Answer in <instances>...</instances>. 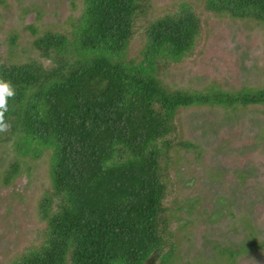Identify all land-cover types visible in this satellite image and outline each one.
<instances>
[{
  "label": "trees",
  "instance_id": "16d2710c",
  "mask_svg": "<svg viewBox=\"0 0 264 264\" xmlns=\"http://www.w3.org/2000/svg\"><path fill=\"white\" fill-rule=\"evenodd\" d=\"M74 1L82 10L70 34L46 31L34 40L50 66L0 59V82L14 90L0 120L7 125L0 147L10 143L15 153L4 183L27 158L49 161L38 206L43 239L12 264H150L155 256L173 264L172 155L198 147L181 138L180 110L264 106V87L198 91L164 82L201 35V18L188 4L149 20L147 0ZM205 7L264 24V0H206ZM140 30L145 44L131 58Z\"/></svg>",
  "mask_w": 264,
  "mask_h": 264
},
{
  "label": "rangeland",
  "instance_id": "374dc122",
  "mask_svg": "<svg viewBox=\"0 0 264 264\" xmlns=\"http://www.w3.org/2000/svg\"><path fill=\"white\" fill-rule=\"evenodd\" d=\"M147 1L149 20L188 4L202 21L193 55L162 76L172 89L264 87L263 23L212 13L206 0ZM81 10L74 0H0V59L50 66L34 40L46 31L70 34ZM144 44L140 30L129 56L138 58ZM177 124L181 138L198 147L172 155L173 264H264V106H192L180 110ZM14 155L10 143L0 147V264L39 245L45 228L38 206L49 185L48 157L27 158L6 185ZM150 264H160L159 256Z\"/></svg>",
  "mask_w": 264,
  "mask_h": 264
},
{
  "label": "clouds",
  "instance_id": "9594fccd",
  "mask_svg": "<svg viewBox=\"0 0 264 264\" xmlns=\"http://www.w3.org/2000/svg\"><path fill=\"white\" fill-rule=\"evenodd\" d=\"M14 95V90L7 81L0 82V120L3 119V113L7 110L5 97ZM7 127L6 124H0V129Z\"/></svg>",
  "mask_w": 264,
  "mask_h": 264
}]
</instances>
